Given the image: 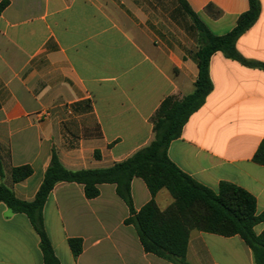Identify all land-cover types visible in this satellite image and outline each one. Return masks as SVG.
<instances>
[{"label": "crops", "instance_id": "0c3cea01", "mask_svg": "<svg viewBox=\"0 0 264 264\" xmlns=\"http://www.w3.org/2000/svg\"><path fill=\"white\" fill-rule=\"evenodd\" d=\"M216 36L231 32L249 0H185ZM213 2L219 15L207 11ZM255 25L237 41L247 60L264 64V0ZM4 4V6H2ZM0 163L6 186L35 199L54 155L72 172L103 170L154 140L152 118L170 96L195 90L199 32L178 0H0ZM216 11V12H217ZM213 91L168 150L170 160L217 191L232 183L264 214V166L253 161L264 139V71L221 52L210 61ZM99 152V157L96 153ZM33 175L13 184L11 170ZM87 199L84 186L59 183L43 208L46 233L60 264H173L146 253L129 207L116 186L102 184ZM139 211L151 199L141 178L131 183ZM161 210L174 200L155 197ZM264 231V221L254 228ZM71 238L83 239L75 257ZM189 264H255L239 236L193 231ZM0 264H44L29 217L0 203Z\"/></svg>", "mask_w": 264, "mask_h": 264}, {"label": "trees", "instance_id": "16d2710c", "mask_svg": "<svg viewBox=\"0 0 264 264\" xmlns=\"http://www.w3.org/2000/svg\"><path fill=\"white\" fill-rule=\"evenodd\" d=\"M178 1L198 28L199 47L195 60L199 74L191 95L183 99L170 96L162 102L152 118L154 140L150 145L127 160L103 170L72 172L65 169L54 155L44 181L31 202L19 199L4 184L5 172L0 163V203L5 204L13 213L29 217L40 237L44 264H60L45 230L43 208L56 185L64 182L82 184L85 196L90 200L100 196V185H115L118 196L130 210L125 223L135 226L146 253L173 264H189L186 255L190 236L193 231H199L223 237H241L251 249L255 264H264V231L256 234L254 230L257 224L264 221V214H257L256 198L245 189L228 182H222L219 189L214 191L181 171L168 156L170 144L181 137L190 117L202 108L213 91L209 68L215 53L221 52L226 58L245 67L264 71L263 63L245 59L236 47L239 38L258 21L261 2L249 0V10L240 16L236 27L226 35L216 36L195 16L185 0ZM207 11L214 16L219 15L213 2ZM96 157H99V152ZM253 161L264 166V139ZM10 174L12 183L18 184L31 177L33 169L30 166L16 167ZM134 178H141L152 196L139 211L134 208L131 193ZM163 189L174 200L166 210H161L155 201ZM68 244L73 255L79 257L83 252V239L71 238Z\"/></svg>", "mask_w": 264, "mask_h": 264}, {"label": "rangeland", "instance_id": "374dc122", "mask_svg": "<svg viewBox=\"0 0 264 264\" xmlns=\"http://www.w3.org/2000/svg\"><path fill=\"white\" fill-rule=\"evenodd\" d=\"M4 184L6 185V183L4 182Z\"/></svg>", "mask_w": 264, "mask_h": 264}]
</instances>
